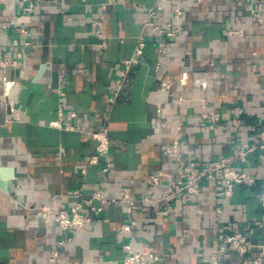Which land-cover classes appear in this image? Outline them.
<instances>
[{
  "label": "crops",
  "instance_id": "obj_1",
  "mask_svg": "<svg viewBox=\"0 0 264 264\" xmlns=\"http://www.w3.org/2000/svg\"><path fill=\"white\" fill-rule=\"evenodd\" d=\"M27 1L0 3V25H5L0 26V165L7 182L0 188V264H48L67 233L40 209L68 210L79 200L85 209H103L72 233L58 264H123L122 246L128 242L135 250L160 255L152 264H204L219 236L235 231L264 247L258 225L264 220V150L251 153L245 163L236 160L238 138L255 143L264 128L259 118L264 112V0H181L180 33L148 38L109 108L110 152L100 165L88 163L95 147L90 134L63 125L100 127L119 66L134 57L144 10L157 0H36L38 10L24 17L21 27L17 21ZM105 3L99 30L93 22ZM257 3L263 7L261 22L249 11ZM172 7L167 0L156 19L169 21ZM229 30L237 34L228 35ZM99 32L106 41L102 53ZM161 43L167 58L158 65ZM203 98L208 109L220 113L219 121L202 118ZM60 103L61 127L56 124ZM156 103L165 108L157 123ZM72 112L77 117L70 118ZM173 139L203 164L229 157L254 183L237 185L232 196L223 197L222 182L210 180L187 205L171 199L174 211L163 214L162 200L147 204L141 197L149 174L161 169L166 175L156 197L171 182L176 166L162 150ZM105 163L111 164L108 172L101 170ZM124 187L136 200L130 213L118 202L88 200L96 190L118 200ZM76 190L81 197L73 196ZM131 219L136 224L119 235L117 228ZM220 264L249 263L246 255L229 250Z\"/></svg>",
  "mask_w": 264,
  "mask_h": 264
},
{
  "label": "built area",
  "instance_id": "obj_2",
  "mask_svg": "<svg viewBox=\"0 0 264 264\" xmlns=\"http://www.w3.org/2000/svg\"><path fill=\"white\" fill-rule=\"evenodd\" d=\"M21 1V0H17ZM27 1V0H25ZM167 0H157L153 6H148L144 10V16L141 19V33L138 35L136 44L134 47V57L124 59L118 69L115 85L111 93L107 96V108L106 113L102 115L101 125L97 130L88 131L83 125L64 124L63 127L66 130L78 131L80 133H89L92 139L95 140V147L93 154L89 157L88 163L90 165H100L101 160L110 152V144L108 138V119L109 108L115 103L120 91L125 83V80L130 73L132 66L138 62V58L147 45L149 37L156 39H172L176 37L182 29V15L183 8L181 0H171L172 14L169 21H162L156 19V14L163 10L164 3ZM246 3H250L253 0H242ZM7 0H0V3H6ZM109 3L102 5V10L99 12V17L93 22V25L102 30L103 21L106 16V9ZM40 6L39 1L28 0L22 6L24 16L20 17L17 21L21 27H24L23 18L28 14L38 10ZM262 4L257 3L256 6L250 7V14L258 21L261 22L262 18L260 12L262 10ZM2 28L5 25H0ZM25 29L26 34H31L29 30ZM237 31L229 30L228 35H235ZM99 52L102 53L103 48L106 46L104 35L99 32ZM15 42V41H14ZM29 45V42H26ZM167 46L163 43L157 46V63L161 65L167 58L166 56ZM19 58L22 57L21 53L17 54ZM11 63H15L12 61ZM63 94V92H60ZM202 118H208L212 122L220 120V113L214 110L208 109L206 100L202 99ZM164 105L162 103H156V113L158 117L155 119L157 123L159 117L164 111ZM77 117L76 112L70 114V118ZM260 121L264 122V112L259 116ZM63 119L62 105L59 104L58 120L56 124L61 127ZM231 123L235 124L234 119ZM179 128V127H178ZM239 149L237 151L236 160L240 163H245L249 155L255 152L257 149L264 150V128H262L258 135V140L255 143H249L243 141L241 138ZM162 155L167 159H170L175 164V170L173 172L172 180L165 189L160 193L159 197H156L158 189L163 185L165 173L159 169L147 177V187L145 194L141 197V201L147 204H152L156 200H162L164 202L162 212L167 215L174 211L175 207L171 203V199H177L181 204H189L194 197H196L205 182L213 179H217L222 182L223 197H230L233 194V189L237 185H251L255 179L250 176L243 169H238L233 165L232 160L226 156H220L217 159L211 161L208 164H203L189 153H185L181 149V142L178 139L166 145L162 150ZM111 167L110 163H105L102 166L103 172H108ZM85 169H82V173ZM74 197H81L80 190H76L73 193ZM88 200H98L101 203L118 202L125 206L126 210L130 213L133 211L136 200L131 196L127 188L122 189L121 197L117 200L107 197L103 192L96 190L93 191ZM261 204L264 206V187L260 196ZM103 207L102 205H90L85 209L84 201H76L68 210L58 209L56 206H43L41 211L44 215L52 218L58 225V227L65 231L66 237L56 242L55 248L48 255V264H58V257L61 250L72 241V233L82 229L86 224L93 220V217L100 215ZM216 213H221V200L217 201L215 208ZM136 221L131 219L128 223L122 224L117 228L119 235L131 230L132 225H135ZM259 227L264 230V220L258 223ZM220 244L217 249L213 251L205 260L204 264H220L223 255L229 250H234L240 255H246L249 264H264V247L261 244L254 243L249 235L243 231H235L228 234H222L219 236ZM123 250L125 252L123 257V264H152L160 259V255L151 250H135L131 246V243L123 244ZM256 250L257 252H254Z\"/></svg>",
  "mask_w": 264,
  "mask_h": 264
},
{
  "label": "water",
  "instance_id": "obj_3",
  "mask_svg": "<svg viewBox=\"0 0 264 264\" xmlns=\"http://www.w3.org/2000/svg\"><path fill=\"white\" fill-rule=\"evenodd\" d=\"M9 172H11V171L9 170ZM0 188L1 189L7 188V182L5 181V179L2 176V168H1V165H0Z\"/></svg>",
  "mask_w": 264,
  "mask_h": 264
}]
</instances>
